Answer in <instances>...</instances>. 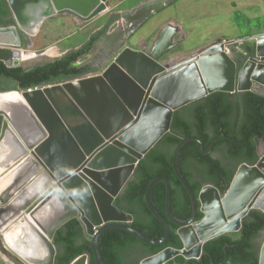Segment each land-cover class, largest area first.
<instances>
[{"label": "water", "instance_id": "water-1", "mask_svg": "<svg viewBox=\"0 0 264 264\" xmlns=\"http://www.w3.org/2000/svg\"><path fill=\"white\" fill-rule=\"evenodd\" d=\"M173 1L148 0L122 11L118 27L120 24L123 27L114 38L116 43L121 41V46L118 44L114 51ZM6 2L14 22L0 25V61L17 67L23 66L22 40L37 35L46 20L60 13L89 20L105 12L110 0ZM172 39L173 34L164 30L149 50L125 46L98 73L26 90L0 92L1 95L17 91L22 98L8 102L0 97V146L8 140L6 149L11 156L10 160L0 162L1 172L9 170L7 174H11L15 170L10 183L0 191V218L8 215L0 224V232L11 223L18 225L31 218L37 224L33 226L39 241L52 252L46 262L35 260L39 256L28 259L9 248L4 235H0V253L5 260L11 264H55V234L76 218L91 238L95 264H104L99 249V238L104 231L122 229L146 244L161 245L169 238V221L178 226L182 247H166L143 258L139 264H165L178 256L186 264H199L205 243L223 234L239 232L251 210L264 212V151L258 152L255 164L238 166L224 193L213 184H205L196 196L182 174L178 159L185 144L195 142L201 153L209 154L217 142L227 138L225 135L207 148L196 136L184 137L174 149V171L191 199L192 212L188 219H178L172 213L168 179L156 177L149 183L145 201L164 225L163 237L149 238L132 225V214L115 205L139 162L170 131L176 110L216 91L252 90L264 96V33L238 40L216 39L178 62H163L175 47ZM238 41H250L253 53L233 46ZM231 47H235L237 55L247 56L241 66L230 53ZM158 182L166 185L165 215L151 202V190ZM75 193H83V197ZM211 197L223 206L222 221L212 218L216 209L214 202L207 201ZM198 204L204 216L195 220ZM43 210L55 216L48 229L36 217ZM36 251L41 255L42 247L38 246V250L36 247ZM90 255L81 254L70 264H89ZM258 264H264V239Z\"/></svg>", "mask_w": 264, "mask_h": 264}, {"label": "trees", "instance_id": "trees-1", "mask_svg": "<svg viewBox=\"0 0 264 264\" xmlns=\"http://www.w3.org/2000/svg\"><path fill=\"white\" fill-rule=\"evenodd\" d=\"M0 9L3 13L0 25H11L14 20L8 18L11 13L6 0H0ZM119 18V13L112 14L105 25L94 32L84 44L52 61L30 68L9 67L0 61V92L56 84L93 73L95 70L90 63H81V60L93 51L96 42ZM242 49L250 54L253 53L254 46L245 41ZM238 63L241 66L243 61ZM1 121L0 116V124ZM221 135L227 137L223 144L227 146L233 163L230 169L219 159L203 158V153L195 142H188L180 152L179 168L196 196L201 186H195L184 166L187 158L206 165L207 169H200L199 174L207 184H213L222 193L228 189L241 163L253 165L258 161L257 143L260 138L264 139V96L252 90L235 93L216 91L176 110L170 131L139 162L132 179L115 200V205L133 215L132 225L143 234L152 239L163 237L164 225L151 213L145 201L149 183L156 177L168 179L171 183V211L177 218L187 219L191 215L192 204L187 190L173 168L174 149L184 137L196 136L207 148ZM220 145L221 143L216 144L215 148ZM223 175L228 179L225 185L221 184ZM165 198V183H156L151 190V202L163 215ZM201 216L202 213H199V218ZM169 223V238L161 245L146 244L122 229L104 231L99 238V249L104 264H139L143 258L166 247L181 248L182 242L176 232L177 227ZM262 232L264 212L251 210L244 218L237 238L223 234L205 243L204 250L208 254L204 262L199 264H258L261 245L257 243V239ZM90 243L91 238L86 237L80 221L76 218L69 220L57 230L54 237L57 248L55 264H70L84 253H91L89 264H95ZM186 262L182 256H178L165 264Z\"/></svg>", "mask_w": 264, "mask_h": 264}, {"label": "rangeland", "instance_id": "rangeland-1", "mask_svg": "<svg viewBox=\"0 0 264 264\" xmlns=\"http://www.w3.org/2000/svg\"><path fill=\"white\" fill-rule=\"evenodd\" d=\"M139 1L141 0H110L109 8L96 17L98 18L96 24L107 22L115 9L125 11L126 8L137 4ZM256 3L257 0H183L178 2L176 8H174L176 4L174 1L161 10H165V14L159 20L166 18V15L170 13H175L179 19L183 20L185 28H194L195 37L189 40L188 47L197 44H208L219 38L238 40V38L247 37L264 23V11L260 13L261 7H253ZM114 24H112V29L116 28ZM160 24V22H151L142 25L129 39L128 44L138 46L137 41L144 39L145 42L142 45L149 50L155 42L154 40L159 36L161 29L157 31V28ZM88 31V29L82 30L71 22L66 23L65 19L60 16L56 19L46 20L37 35L22 40L21 50L25 54L22 65L30 68L58 58L66 48H75L81 44L86 39ZM241 43L243 42L238 41L233 46L238 48L242 46ZM234 48H230V53L236 56ZM262 140L259 139L258 141L262 142ZM261 146L264 147V143H261ZM228 235L237 238L239 232L229 233ZM263 239L264 234L258 237L257 243L261 245ZM4 263L11 264L0 253V264Z\"/></svg>", "mask_w": 264, "mask_h": 264}, {"label": "crops", "instance_id": "crops-1", "mask_svg": "<svg viewBox=\"0 0 264 264\" xmlns=\"http://www.w3.org/2000/svg\"><path fill=\"white\" fill-rule=\"evenodd\" d=\"M144 1H146V0H141L137 4H135V5L131 6V7H128L126 9H131V8L135 7L136 5H138L140 3H143ZM182 1L183 0H175L176 4H175V7L174 8H176V5L178 4V2H182ZM253 7H258V8L261 7L262 10L259 11L261 13L262 11H264V0H257V3L255 5H253ZM258 8L256 9V11L258 10ZM122 11L123 10L118 11V9H115L112 14H114V13H119L120 14ZM163 14H165V10L164 11H159L158 13H155L150 19H148L144 23V24H149L151 22H160L161 24L157 28L158 29L157 31H159V29H161L160 32L161 31H164V30H168L169 32H171L173 34L172 41L174 42L175 47L172 49V51L169 53V55L165 56L162 59L163 62H168V63H171L172 62L173 63L175 61L182 60V59H184V58H186V57L194 54L195 52H197V51H199V50H201V49H203V48L211 45L214 42V40H213V41H211L208 44H203V45L197 44V45H194V46L191 45L190 47H188L189 46V43H188L189 40L190 39L192 40L195 37V29L192 28V27L189 28V29L185 28L184 27V24H183L184 23L183 20L179 19L175 13L174 14H171L170 13L169 15H166V18H164L162 20L161 19L159 20V18L161 16H163ZM58 16H60L61 18H64L66 23L67 22H71V23L79 26V28H81L82 30L83 29H88L89 30L88 33H87L86 39H84L83 42H81V44H79L75 48H78L82 44H84L90 38V36L94 32H96L97 30H99L106 23L104 21V23L97 25L96 23H97V19L98 18H96V17H94L92 19H89V20H82L80 18L74 17V15H72L71 13H60V14H58L55 17V19ZM263 22H264V20H263ZM116 24H118V20L114 24L116 26V28H113L112 29L113 25L108 28L107 32L105 33V36H103L101 42L98 43V50H100L105 45V38L106 37H108V36L116 33L120 29H122V27H123L122 24H120L119 27ZM259 33H264V23L261 24L260 26H258L257 27V30H255L253 33H251L247 37L252 36V35H255V34H259ZM241 38H244V37H241ZM241 38H238V39H241ZM219 39H221V38H219ZM223 39H232V38H223ZM137 42H138V46H131V45L128 44L129 43L128 42V43H125V45L123 47L129 46V47H131L133 49H145L146 48V46H143L142 45V43L145 42L144 39H140ZM246 42H249V44H250V41H246ZM241 45H243V43H241ZM75 48H66L65 50L62 51V54H64L65 52H67L69 50L75 49ZM238 48L242 50V46H240ZM93 55H94L93 52H91L88 55H85L83 57V59L81 60V63H90L91 60H92V58H93ZM7 171H9V170H6V171H3V172L0 173V181L6 179L9 176L10 173L7 174L8 173ZM11 178H12V176H11ZM2 189H0V191ZM5 216L6 215L1 216V218L3 217L4 219H1L0 218V220H1L0 221L1 223L0 224L1 225L7 220V218ZM10 225H13V223H11ZM3 234H4V231L0 232V235H3ZM86 237L87 238H90L88 235H86Z\"/></svg>", "mask_w": 264, "mask_h": 264}, {"label": "bare ground", "instance_id": "bare-ground-1", "mask_svg": "<svg viewBox=\"0 0 264 264\" xmlns=\"http://www.w3.org/2000/svg\"><path fill=\"white\" fill-rule=\"evenodd\" d=\"M32 55H33V53H32ZM24 58H25V54L22 51L20 59L23 60ZM225 65H228L227 60L225 62ZM0 97L2 100L4 99L3 101H8V102L9 101L10 102L11 101H22L21 95L17 91L2 93L0 95ZM7 145H9L8 140L3 145L0 146V162H2L4 160L6 162V161L11 159V156L7 153V149H6ZM10 149H12V148L11 147L8 148V150H10ZM2 169H3V167H0V172L2 171ZM13 173H15V170L12 171L11 174L6 179L0 181V189H2V188L4 189L9 184L11 176ZM207 201L208 202H210V201L214 202L216 200L213 199V197H211ZM215 209H216V212L212 216V218L215 221H219V220L222 221L224 219L225 212L223 210V206L221 205V203H218V204L215 203ZM4 215H6L5 216L6 218L8 217L7 214H4ZM36 217L44 225V227L46 229H48L50 227L51 223L53 222L55 216H51L50 214H46L45 210H43L41 212V214H39V213L36 214ZM1 219H4V218L2 217ZM33 225L37 227V224L31 218H29V220L21 221L18 225H10L7 229L4 230L3 240L5 241V244L9 248L13 249L17 253H19L21 256H24L28 259H32V258L35 259L34 256H39V258L35 259V260L40 261V262H46L50 259L52 252L49 249L48 245L39 241V239H38L39 236L36 233ZM38 228H39V226H38ZM40 231H41V229H40ZM38 246L40 248L42 247L41 255H40V253L38 255V251H36V247L38 250Z\"/></svg>", "mask_w": 264, "mask_h": 264}, {"label": "flooded vegetation", "instance_id": "flooded-vegetation-1", "mask_svg": "<svg viewBox=\"0 0 264 264\" xmlns=\"http://www.w3.org/2000/svg\"><path fill=\"white\" fill-rule=\"evenodd\" d=\"M2 14H3L2 13V9H0V17H3ZM8 18H13V17L11 15ZM135 32H133L132 35L127 40L123 41V43H122L123 46L125 45V43H128L129 42V39L135 34ZM103 36H105V35H103ZM103 36L96 42V44L94 46V49L92 51L94 53V55H93V58H92V60L90 62V65H91V67L95 71L93 73H90V74L98 73L100 70L104 69L107 65H109L113 61V58L116 56V53L120 49L123 48V47H121L119 50L114 51V49L116 48V46L118 44L120 45V43H121L120 40H118L117 43L114 41V38L116 37V34L114 33V34H112V35H110V36H108V37L105 38V45L100 50H98V43L101 42ZM155 41H157V39ZM171 44H174V42L172 41ZM246 59H247V56H245V58H244L243 55H239V54L237 55L236 54V60L238 62L239 61H243L244 62ZM178 61H180V60H178ZM178 61H175V62H178ZM175 62H173V63H175ZM224 141H227V138L226 139H223V140H221L219 142H217L216 144L221 143L220 147L219 148L218 147L215 148V145H216L215 144L214 147H213V149H212V151L209 154H203V156H204L203 158L212 157V158L219 159V160H221L226 165V167L228 169H230V168H232V162H231L230 154L228 152V148H227L226 145L223 144ZM261 143H264V139L262 140V142L258 141V143H257V150H256L257 153L258 152H261V151H264V147L261 146ZM184 166L189 171V173L191 175V179H192L193 183L195 184V186L200 185L201 188H202L205 184H207V182L199 174V170L200 169H204V168H205V170L207 169L206 165H204L203 163L194 162V160L192 158H187L186 161H185V165ZM226 183H228V179H227V177L225 175H223V178L221 179V184H224L225 185ZM201 188H200V190H201ZM198 194H199V192H198ZM198 194H197V196H198ZM199 213H202L200 211V204H198V210H197V213H196V216H195V220H200L204 216V214L202 213V216L199 218ZM181 220H186V219H181ZM174 225H176V224H174ZM176 227H177L176 228V232H177L178 226L176 225ZM262 234H264V232H262L261 235ZM207 254L208 253L204 250V247H203V257L199 260V262H204V259L207 256Z\"/></svg>", "mask_w": 264, "mask_h": 264}, {"label": "clouds", "instance_id": "clouds-1", "mask_svg": "<svg viewBox=\"0 0 264 264\" xmlns=\"http://www.w3.org/2000/svg\"><path fill=\"white\" fill-rule=\"evenodd\" d=\"M75 195H80L81 197H83V193H75Z\"/></svg>", "mask_w": 264, "mask_h": 264}, {"label": "built area", "instance_id": "built-area-1", "mask_svg": "<svg viewBox=\"0 0 264 264\" xmlns=\"http://www.w3.org/2000/svg\"><path fill=\"white\" fill-rule=\"evenodd\" d=\"M49 51V50H48ZM88 75H90V74H88Z\"/></svg>", "mask_w": 264, "mask_h": 264}]
</instances>
